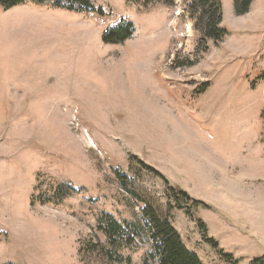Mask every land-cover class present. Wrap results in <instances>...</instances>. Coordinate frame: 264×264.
<instances>
[{
	"label": "rangeland",
	"instance_id": "rangeland-1",
	"mask_svg": "<svg viewBox=\"0 0 264 264\" xmlns=\"http://www.w3.org/2000/svg\"><path fill=\"white\" fill-rule=\"evenodd\" d=\"M173 1L0 6V264H156L150 232L111 257L97 228L143 219L144 201L203 264L237 263L199 220L238 264L264 257L239 232L264 210V0L244 15L220 0L228 34L205 52L189 0ZM122 19L135 34L105 42ZM148 166L208 206L178 209Z\"/></svg>",
	"mask_w": 264,
	"mask_h": 264
},
{
	"label": "trees",
	"instance_id": "trees-1",
	"mask_svg": "<svg viewBox=\"0 0 264 264\" xmlns=\"http://www.w3.org/2000/svg\"><path fill=\"white\" fill-rule=\"evenodd\" d=\"M28 0H0V6L4 9H10ZM38 4H49L54 8H62L72 11H89L103 14L102 9H97L91 0H31ZM254 0H234L235 12L237 15H244L250 12L251 5ZM174 1L172 0V4ZM189 9L193 19L195 20L194 28L201 32V38L198 42L199 50L207 51L209 49L208 41L215 43L221 42L228 34L227 30L222 26L224 18V9L220 0H189ZM136 32V26L133 21L122 19L121 23L115 27L108 29L104 33V41L112 44L124 43L131 38ZM264 79V72L260 75ZM264 116V112L262 113ZM135 158V157H134ZM133 160V158H132ZM148 169L155 174L164 176L148 166ZM118 179L125 184L126 175L116 172ZM165 179V178H164ZM168 184V196L174 199L178 209L185 210L190 216L193 207L208 206L206 203L192 198L186 190L179 186ZM59 190L65 191L72 189L67 184L59 185ZM67 193V192H66ZM60 194V193H59ZM139 197V196H137ZM144 201L142 198H139ZM142 209L143 219L135 218L133 220H119L111 213H103L98 219V230L103 232L109 243V254L112 257V251L117 253V249L130 247L139 239L146 238L150 232L155 244V249L149 253L156 264H203L199 256L190 251L183 243L182 237L172 224L170 213L165 217L161 216L158 209L151 203L146 201ZM144 220V222L142 221ZM199 227L203 235V239L210 243L215 250L228 262L239 263L232 254L225 253L219 243L208 235V227L206 223L199 220ZM94 249V248H93ZM82 252V250H80ZM115 258V257H114ZM122 259V257H120ZM84 261V260H83ZM149 263V259H145V264ZM252 264H264V257L256 259Z\"/></svg>",
	"mask_w": 264,
	"mask_h": 264
},
{
	"label": "crops",
	"instance_id": "crops-1",
	"mask_svg": "<svg viewBox=\"0 0 264 264\" xmlns=\"http://www.w3.org/2000/svg\"><path fill=\"white\" fill-rule=\"evenodd\" d=\"M244 215V228L239 232L246 236L250 242L264 243V210L250 207Z\"/></svg>",
	"mask_w": 264,
	"mask_h": 264
}]
</instances>
